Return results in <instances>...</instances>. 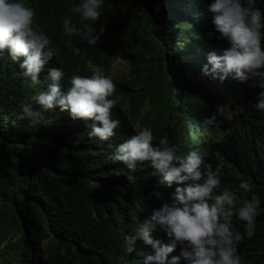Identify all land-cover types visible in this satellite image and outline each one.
<instances>
[{
  "label": "trees",
  "instance_id": "1",
  "mask_svg": "<svg viewBox=\"0 0 264 264\" xmlns=\"http://www.w3.org/2000/svg\"><path fill=\"white\" fill-rule=\"evenodd\" d=\"M76 2L27 0L35 24L60 50L45 65L41 84L25 79L6 53L0 58V264H142L151 246L137 241L136 250L126 253V225L133 217L142 222L170 202V188L159 185L150 161L130 171L109 157L144 126L151 127L154 143L167 138L180 155L208 148L207 163L214 169L219 165L223 173L218 191L228 187L250 198L239 189L241 181H248L264 207V114L253 109L246 131L237 132L216 106H231L238 86L228 78L216 83L225 88L218 93L213 79L201 71L207 54L223 48L207 12L212 0H105L94 27L98 31L103 25L106 31L96 47L62 32L65 16L78 23L71 12ZM144 5L147 19L167 31L160 35L163 47L153 33L149 37ZM256 6L264 11V0ZM149 43L158 55L144 62ZM122 56L128 70L113 77L120 101L112 110L121 125L110 141L90 139L92 121H73L58 108L46 114L55 120L50 127L18 119L19 105L46 89L43 78L50 68L64 67L67 87L72 74H91L89 64L112 73L116 57ZM213 113L217 123L205 130L202 121ZM233 222L243 232L235 217ZM154 235L166 239L158 230ZM179 251L178 245L170 255ZM238 253L242 264H264V215L256 218L255 235L241 241Z\"/></svg>",
  "mask_w": 264,
  "mask_h": 264
},
{
  "label": "clouds",
  "instance_id": "2",
  "mask_svg": "<svg viewBox=\"0 0 264 264\" xmlns=\"http://www.w3.org/2000/svg\"><path fill=\"white\" fill-rule=\"evenodd\" d=\"M257 3L258 0H212L207 5L223 48L207 54V63L201 71L204 76L221 82L230 78L238 86L231 106H216L221 114L230 113V116L222 115L237 132L246 131L253 109L264 114V11ZM105 7V0H77L71 12L78 16V23L65 16L61 24L63 34L78 36L89 47H96L106 29L101 25L97 31L94 25L102 18ZM142 8L149 37L153 33L162 47L165 46L160 35L166 29H157L147 19L145 5ZM34 16L27 0H0V58L6 53L18 64L22 76L38 85L45 65L49 62L50 66L52 59L59 57L60 50L35 24ZM146 55L144 62L158 55L152 51L151 43ZM88 70L90 75L72 74L70 85L65 87L64 67L50 68L43 78L46 89L33 94L30 102L19 105L18 119L27 120L30 126L50 127L55 120L46 114L58 108L60 112H67L73 121H92L87 131L90 139L110 141L121 125L112 113L120 101L113 80L116 76L113 70L106 74L91 64ZM172 81L176 83L174 76ZM227 88L231 94V85L227 84ZM216 123L213 113L201 125L208 130ZM154 140L151 127L144 126L116 145L109 157L112 163L122 162L130 171L150 161L152 175L158 177L159 185L170 188L171 193L170 202L154 208L142 222H135L133 217V222L126 225L129 233L124 237V251L134 252L137 241H142L152 249L143 256L142 264H242L238 246L245 238L255 235L256 218L264 215L260 194L248 181H241L239 189L251 193L250 198L237 195L228 187L218 191L223 173L219 165L214 169L207 163L208 148L198 147L180 155L177 146L167 138H160L158 143ZM234 217L243 232L234 226ZM157 230L166 239L155 238ZM178 245L179 253L170 255Z\"/></svg>",
  "mask_w": 264,
  "mask_h": 264
},
{
  "label": "rangeland",
  "instance_id": "3",
  "mask_svg": "<svg viewBox=\"0 0 264 264\" xmlns=\"http://www.w3.org/2000/svg\"><path fill=\"white\" fill-rule=\"evenodd\" d=\"M150 12H151V10H150ZM163 30L165 31L164 27H163ZM150 58H154L153 55ZM127 70H128V68L126 67V57L122 56L121 59H117V57H116L115 63H114V68H113V76L120 78L125 74V72ZM217 82H220V80L213 79V82L210 80V83H212L216 88H218L217 89L218 93L225 92V88L224 87L222 88L223 84H216ZM251 99H253V97H251ZM148 107H149V102H146L143 110H146ZM229 111L233 112V110H231V109H229ZM222 114L230 116V113H228L227 111H223ZM12 175H13L12 173L9 174V176H12Z\"/></svg>",
  "mask_w": 264,
  "mask_h": 264
}]
</instances>
